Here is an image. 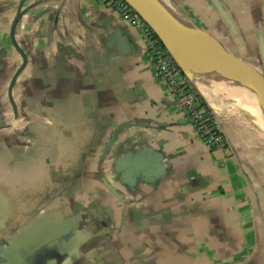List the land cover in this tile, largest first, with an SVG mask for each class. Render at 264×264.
Wrapping results in <instances>:
<instances>
[{
  "label": "crops",
  "instance_id": "1",
  "mask_svg": "<svg viewBox=\"0 0 264 264\" xmlns=\"http://www.w3.org/2000/svg\"><path fill=\"white\" fill-rule=\"evenodd\" d=\"M160 2L172 30L220 45L264 88V0ZM166 44L224 151L104 0H0V264L40 242L39 264H264V113L224 57Z\"/></svg>",
  "mask_w": 264,
  "mask_h": 264
},
{
  "label": "built area",
  "instance_id": "2",
  "mask_svg": "<svg viewBox=\"0 0 264 264\" xmlns=\"http://www.w3.org/2000/svg\"><path fill=\"white\" fill-rule=\"evenodd\" d=\"M105 5L133 25L145 42V56L154 77L161 81L167 94L175 101L177 111L191 124L200 141L212 151L225 150V136L218 121L209 112L194 87L149 27L123 0H104Z\"/></svg>",
  "mask_w": 264,
  "mask_h": 264
},
{
  "label": "water",
  "instance_id": "3",
  "mask_svg": "<svg viewBox=\"0 0 264 264\" xmlns=\"http://www.w3.org/2000/svg\"><path fill=\"white\" fill-rule=\"evenodd\" d=\"M123 1L149 27V29L158 38V40L161 42L163 47L168 52L169 50L167 48L166 43L170 41V42L180 43L186 47L191 48L195 52L208 56V57H219V56L224 57L229 63L243 91L264 113V88L259 83H257L235 59H233L230 55H228L221 48L220 45L216 44V48H217L216 53L208 54L201 48L197 47L189 38L182 36L176 33L174 30H172L171 27L161 17L160 15L161 10H164V9L158 4H155L154 2H151L150 0H123ZM23 14H24L23 11H20L17 13V15L15 16L12 22V25L10 28V34H9V38H10V41L13 47L15 48V50L21 56V59H22L21 65L17 68V70L15 71L9 83L8 96H9V100L13 107H15V105L11 97L12 88L14 87L19 74L25 68L26 63H27V57L25 53L18 46L15 40L16 26L19 20L21 19V17L23 16ZM168 54L172 58L175 65L179 68L181 73H183L181 67L174 60L170 52ZM119 132H120V129L114 133V135L112 136L110 140L109 146L115 141ZM43 246H44V243L40 242V243H36L35 246L31 248L30 250L24 251L23 249L22 251L17 252L14 257H9L8 259H6L5 264H35V258L37 254L39 253L38 251Z\"/></svg>",
  "mask_w": 264,
  "mask_h": 264
},
{
  "label": "bare ground",
  "instance_id": "4",
  "mask_svg": "<svg viewBox=\"0 0 264 264\" xmlns=\"http://www.w3.org/2000/svg\"><path fill=\"white\" fill-rule=\"evenodd\" d=\"M151 2H154L155 4H158L159 6L163 7L165 6V3L163 2H160V0H150ZM167 7V6H165ZM160 8V7H159ZM165 9V8H164ZM171 10V9H170ZM170 10H169V13H170ZM169 16V15H168ZM246 94V93H245ZM251 111V110H250ZM257 111V110H256ZM257 115V114H256ZM260 116V115H259ZM263 125V124H262ZM264 126V125H263Z\"/></svg>",
  "mask_w": 264,
  "mask_h": 264
},
{
  "label": "trees",
  "instance_id": "5",
  "mask_svg": "<svg viewBox=\"0 0 264 264\" xmlns=\"http://www.w3.org/2000/svg\"><path fill=\"white\" fill-rule=\"evenodd\" d=\"M39 253H41V256L40 255L38 256V258H40V260H44L45 258H47V256L43 255L42 252H39Z\"/></svg>",
  "mask_w": 264,
  "mask_h": 264
},
{
  "label": "flooded vegetation",
  "instance_id": "6",
  "mask_svg": "<svg viewBox=\"0 0 264 264\" xmlns=\"http://www.w3.org/2000/svg\"><path fill=\"white\" fill-rule=\"evenodd\" d=\"M40 263V258L36 257L35 258V264H39Z\"/></svg>",
  "mask_w": 264,
  "mask_h": 264
}]
</instances>
